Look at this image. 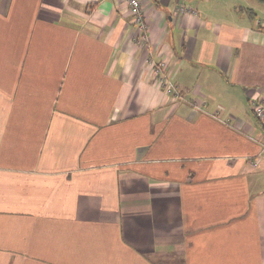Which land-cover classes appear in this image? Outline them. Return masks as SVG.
Instances as JSON below:
<instances>
[{"label":"crops","instance_id":"crops-1","mask_svg":"<svg viewBox=\"0 0 264 264\" xmlns=\"http://www.w3.org/2000/svg\"><path fill=\"white\" fill-rule=\"evenodd\" d=\"M139 1L0 0V264H264V5Z\"/></svg>","mask_w":264,"mask_h":264},{"label":"built area","instance_id":"built-area-1","mask_svg":"<svg viewBox=\"0 0 264 264\" xmlns=\"http://www.w3.org/2000/svg\"><path fill=\"white\" fill-rule=\"evenodd\" d=\"M127 4L128 10L130 11L134 24L138 29L143 33L144 40L146 39L147 25L145 23V15L139 0H124ZM178 11L186 15H196L195 11L191 8L180 6ZM257 25L261 28H264V22H259ZM152 65V64H151ZM154 66V65H153ZM154 72L158 74L157 85L159 89L171 99L174 103L178 102L182 97L178 89L169 81L166 74V65L165 63H160L156 67H153ZM251 110L255 115L257 121L259 122L261 128L264 130V103L251 102ZM253 166H257L256 163Z\"/></svg>","mask_w":264,"mask_h":264},{"label":"trees","instance_id":"trees-1","mask_svg":"<svg viewBox=\"0 0 264 264\" xmlns=\"http://www.w3.org/2000/svg\"><path fill=\"white\" fill-rule=\"evenodd\" d=\"M257 3L264 5V0H255Z\"/></svg>","mask_w":264,"mask_h":264},{"label":"rangeland","instance_id":"rangeland-1","mask_svg":"<svg viewBox=\"0 0 264 264\" xmlns=\"http://www.w3.org/2000/svg\"><path fill=\"white\" fill-rule=\"evenodd\" d=\"M256 163V162H255ZM257 164V163H256Z\"/></svg>","mask_w":264,"mask_h":264}]
</instances>
